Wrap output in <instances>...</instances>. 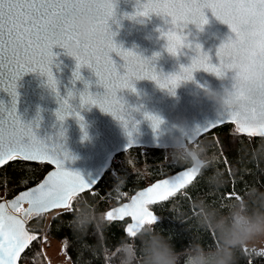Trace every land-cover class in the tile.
<instances>
[{
    "label": "water",
    "instance_id": "1",
    "mask_svg": "<svg viewBox=\"0 0 264 264\" xmlns=\"http://www.w3.org/2000/svg\"><path fill=\"white\" fill-rule=\"evenodd\" d=\"M149 2L153 0H144V3L135 9V0H119L116 9V19L121 21L122 27L112 25L113 31L118 34L114 38L116 43L113 41L115 47L108 52V59L115 63L119 76L127 78V84L121 85L120 81L113 83V78L105 74L102 68L100 75H97L98 66L94 60L76 61L75 58L67 56L59 46L53 48L56 55L51 65L57 81L56 88L50 86L47 75L39 71L28 72L17 81L16 114L23 123L33 128L38 139L57 152L66 170L78 172L86 180H95L92 186L83 192L98 184L117 154L135 147L169 148L167 125L162 124L159 129H154L149 116L158 117L168 123L186 122L195 133L190 139L198 140L203 134L224 123H233L236 131L242 133L239 131V122L230 119L228 115H221L216 105L206 96L203 87L208 85L219 89L221 81L216 76H223L226 71L233 70L228 66L229 63H237L241 59L242 54L238 46H235V40L223 44L218 49L229 35H235L231 32V26L214 17L209 9L208 12L204 11V19H209V24L205 25L201 21L199 26L202 28L205 25L204 31L201 32L191 24L197 23V19L190 13L177 15L173 10L171 14L150 11L144 15L143 5ZM134 12L139 17L137 20L124 17V13ZM139 19H144L145 23H139ZM170 33L181 39V46L173 54L187 53L186 55L174 57L163 50ZM126 49L148 57L155 52H161L162 55L156 64L147 60L150 64L144 66V74H130L126 67L129 63L126 54L132 52L141 56ZM184 49L186 53L183 52ZM201 58H206V62L193 68L191 76L194 80L185 79L184 69L192 67L193 60ZM213 69L218 70L220 75ZM150 76H155L156 79H151ZM166 77L179 79L173 84L166 81ZM98 98H103L104 107ZM90 100H95L96 103H91ZM13 103L14 99L7 83L0 84V105L11 109ZM255 109L258 113L259 105ZM253 114L251 111L250 116ZM198 128H201V131L196 134ZM33 162H47L52 167L38 183L21 190L13 197L0 200V204H5L9 215L23 221L30 235L33 233L27 227V222L31 216L38 214L26 216L25 211L17 212L12 209L11 202L24 192L44 183L51 173L57 171L56 164L48 160ZM2 166L4 165H0V168ZM188 169L186 166L153 181L138 189L129 200L113 206L108 211L130 205L132 199L141 191L165 179H172ZM21 207L27 210L32 205L23 201ZM63 208L67 207L53 208L41 213ZM127 217L130 216L123 219ZM134 223L131 218L127 228ZM25 250L20 254L17 264H22L21 256Z\"/></svg>",
    "mask_w": 264,
    "mask_h": 264
},
{
    "label": "snow or ice",
    "instance_id": "2",
    "mask_svg": "<svg viewBox=\"0 0 264 264\" xmlns=\"http://www.w3.org/2000/svg\"><path fill=\"white\" fill-rule=\"evenodd\" d=\"M143 7L144 15L150 11L171 14L174 10L177 15L189 13L179 0H153ZM208 7L217 19L231 26L236 37L235 46H238L242 54L239 62L229 63L228 66L240 67L245 71L256 66L264 68V0H213ZM113 10L112 0H0V84L7 83L14 99L11 109L0 105V165L20 158L27 161L48 160L57 166V171L51 173L44 183L11 202V208L17 212L25 211V215L30 217L49 209L70 207L72 199L90 188L95 181L86 180L78 172L66 170L57 152L49 149L45 142L36 137L33 128L21 121L15 108L16 88L17 81L24 74L36 71L47 75L49 85L56 88L57 81L51 68L55 57L53 48L63 47L71 39L79 40V16H89L96 22L97 28H106ZM192 17L197 19L198 24L201 21L208 23L204 19L203 9H199ZM180 46L181 39L170 33L168 51L176 53ZM114 47L112 39L99 43L83 41L82 55H78L76 59L94 60L98 66L97 75H100L102 68L105 74L113 78V83L120 81L121 85H125L127 78H121L116 72L115 63L108 59V52ZM126 57L129 60L126 67L130 74H144V66L150 64L132 52L127 53ZM205 62L206 58L193 60L192 67L184 69V78L192 79L193 68ZM213 70L220 75L218 70ZM150 78L156 79L155 76ZM178 79L179 77L165 78L173 84ZM98 99L104 107L103 98ZM90 102L96 103L95 100ZM252 113L254 114L243 119L238 114H231L229 118L239 122L240 132L250 136H264V101L259 105V112L253 108ZM60 118L63 119L62 116ZM148 118L152 120L153 128L159 129L161 120L155 116ZM249 120L253 122H248ZM200 131L201 128H198L196 134ZM197 175L195 170L188 169L172 179L158 182L141 191L130 205L108 211L106 218L108 221H115L130 216L135 223L126 229V234L134 238L139 227L145 224L154 226L162 219L149 205L167 201L190 185ZM23 201H28L32 207L22 209ZM37 239L36 235H30L25 229L23 221L9 215L5 204H0V264H17L20 254ZM65 244L67 245V241Z\"/></svg>",
    "mask_w": 264,
    "mask_h": 264
},
{
    "label": "trees",
    "instance_id": "3",
    "mask_svg": "<svg viewBox=\"0 0 264 264\" xmlns=\"http://www.w3.org/2000/svg\"><path fill=\"white\" fill-rule=\"evenodd\" d=\"M197 142L215 155L216 167L223 173L224 186L218 190L210 187L207 182L213 172L210 168L167 201L149 205L162 218L154 227L170 237L178 251L194 239L206 246L217 243L215 234L201 231L192 219L197 200L203 199L226 211L230 202L245 197L247 192L253 189L264 192V136H248L237 132L233 123H224L203 134ZM168 151L170 148L135 147L121 152L114 157L98 184L75 196L70 207L31 216L28 225L32 226L30 231L38 239L32 241L22 254L21 263L47 264L42 240H57L62 243L66 260L72 264H108L105 249H115L122 238H131L126 234L130 218L108 221L105 213L130 199L138 189L186 167L177 164ZM51 167L47 162L20 158L9 161L0 168V194L3 198L15 196L38 183ZM81 199L104 213L106 229H90L84 236L74 233L70 221L74 205ZM237 257V264H264V250L257 251L246 243L237 250Z\"/></svg>",
    "mask_w": 264,
    "mask_h": 264
},
{
    "label": "clouds",
    "instance_id": "4",
    "mask_svg": "<svg viewBox=\"0 0 264 264\" xmlns=\"http://www.w3.org/2000/svg\"><path fill=\"white\" fill-rule=\"evenodd\" d=\"M179 2L186 6V10L191 15H194L199 9L208 12L210 9L208 5L213 0H179ZM112 3L114 4L113 15L108 19L106 28H97L96 22L89 16L82 15L77 18L79 40L71 39L61 47L67 56L77 61L76 57L81 53L83 41L99 43L112 39L115 42L114 38L118 33L113 31L112 25L116 24L119 28L122 24L116 19L119 0H112ZM143 3L144 0H135V9ZM135 12L124 13V17L137 20L139 17L135 15ZM138 22L145 23V20L139 19ZM191 24L203 32L204 26L209 24V19L202 28L198 23ZM188 34L191 35V33ZM235 39V35H229L218 49ZM120 46L123 47V45ZM185 49L184 53H186ZM163 50L174 57L187 54L169 52L167 41L163 45ZM133 52L154 64L162 55L161 52H155L148 57L136 51ZM216 77L221 81L219 89L208 85L203 87L206 96L216 105L221 115L238 114L241 119L245 116L250 117L252 109L264 101V68L256 66L245 71L237 67L226 71L223 76ZM161 122L160 125H167L166 136L169 140L172 159L177 164L186 165L189 169L195 170L199 175H203L210 168L213 169L212 174L207 177L208 184L217 190L223 187L225 180L223 173L216 167L215 155L210 154L196 139L189 138L195 133L188 124L182 121ZM192 219L201 231L215 234L217 240L215 245L206 246L198 239H194L185 249L178 251L170 237L156 230L153 225L145 224L139 227L134 238H122L115 249H105V258L108 264H237L239 247L250 240L264 236V192L251 190L245 197H239L230 202L226 211L203 199L197 200L193 205ZM70 224L74 233L82 236L87 235L90 229L97 231L107 227L104 213L84 199L75 203Z\"/></svg>",
    "mask_w": 264,
    "mask_h": 264
},
{
    "label": "rangeland",
    "instance_id": "5",
    "mask_svg": "<svg viewBox=\"0 0 264 264\" xmlns=\"http://www.w3.org/2000/svg\"><path fill=\"white\" fill-rule=\"evenodd\" d=\"M147 148V147H146ZM0 194V200L2 199ZM107 212L105 213L106 216ZM43 254L47 264H72L68 259L66 260L62 243L57 240H42ZM248 246L256 249L257 251L264 250V236L246 242Z\"/></svg>",
    "mask_w": 264,
    "mask_h": 264
},
{
    "label": "built area",
    "instance_id": "6",
    "mask_svg": "<svg viewBox=\"0 0 264 264\" xmlns=\"http://www.w3.org/2000/svg\"><path fill=\"white\" fill-rule=\"evenodd\" d=\"M168 155H170V151H168ZM27 227L29 228V230H30V228L32 227L31 225H28V222H27Z\"/></svg>",
    "mask_w": 264,
    "mask_h": 264
},
{
    "label": "flooded vegetation",
    "instance_id": "7",
    "mask_svg": "<svg viewBox=\"0 0 264 264\" xmlns=\"http://www.w3.org/2000/svg\"><path fill=\"white\" fill-rule=\"evenodd\" d=\"M127 151H128V150H127ZM167 161H169V160H167ZM130 198H131V197H130ZM128 200H129V199H128ZM125 201H127V199H126ZM123 202H124V201H123ZM127 218H130V217H127ZM130 220H131V218H130ZM130 220H129V222H130ZM129 222H128V223H129Z\"/></svg>",
    "mask_w": 264,
    "mask_h": 264
}]
</instances>
